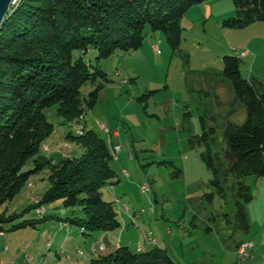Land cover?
I'll use <instances>...</instances> for the list:
<instances>
[{
    "label": "rangeland",
    "instance_id": "374dc122",
    "mask_svg": "<svg viewBox=\"0 0 264 264\" xmlns=\"http://www.w3.org/2000/svg\"><path fill=\"white\" fill-rule=\"evenodd\" d=\"M235 15L232 0H205L192 5L180 18L181 40L175 51L162 31H153L145 25L143 42L137 49L116 51L99 61L107 80L97 79L95 85H101L99 101L77 123H63L56 105L44 108L46 119L54 125L45 144L56 146L58 151L62 149L63 155L80 154L75 140L65 136L67 132L80 133L83 122H87L86 129H93L107 142L109 132L92 121L103 122L111 132L119 133L112 140L122 147L117 153L118 159L110 161L116 172L112 185L120 196L118 201L114 199L119 216L125 211L120 206L128 205L134 211L136 223L131 225L133 219H128L130 229H143L154 238L160 236L177 264H264V176L245 177L252 199L245 205L248 228L244 240L255 244V253L253 249V257L240 262L229 239L235 223L233 178L229 177L226 196L222 198L210 183L213 174L200 156L210 149L219 170L226 168L224 128L227 121L239 124L246 117L243 103L235 98L230 82L221 74L223 56H239L242 76L264 84V20L242 27L224 24V20ZM154 44L158 45V52ZM242 51L247 54L240 56ZM95 58L94 50L88 51L85 57L93 63ZM95 85L85 84L82 94L86 95ZM210 127L214 132L208 133L207 141L189 142L190 135H201ZM31 166L29 162L27 167ZM121 169L128 171V175ZM30 180L36 185L33 192L42 194V187L47 183L46 170L31 175ZM142 185L148 186L144 192ZM107 186L101 192L110 201L108 191L112 189ZM24 193L21 190L5 204L7 213H20L32 203L29 194ZM44 207L47 214H59L58 210L62 209L64 216H83L80 206L66 207L62 200L47 202ZM34 215V209L24 211L17 221ZM193 219L194 227L190 225ZM120 220L123 221L121 216ZM57 224L51 219L36 228L8 230V244L14 254L19 253V264L57 263L54 251L58 244H54ZM207 226L212 232L205 233ZM48 237L52 238L50 244ZM84 244L78 243L74 249L80 246L87 253ZM128 247L132 249V245ZM23 248L35 258L26 261L27 253L21 252ZM58 251L62 259L70 256L63 247Z\"/></svg>",
    "mask_w": 264,
    "mask_h": 264
},
{
    "label": "trees",
    "instance_id": "16d2710c",
    "mask_svg": "<svg viewBox=\"0 0 264 264\" xmlns=\"http://www.w3.org/2000/svg\"><path fill=\"white\" fill-rule=\"evenodd\" d=\"M204 1L19 0L9 8L0 25V231L46 220L49 215L17 221L22 212L54 200H62L66 207H81L83 216H67L64 220L85 233L121 227L115 202L105 200L101 192L102 187L112 186L116 176L106 140L82 124L80 133L67 132L65 136L75 140L80 154L48 155L45 140L54 125L46 119L44 108L56 105L63 123H77L99 101L101 85H95L97 79L107 80L99 65L101 59L116 51L137 49L143 42L145 25L162 31L175 51L181 40L180 18L189 7ZM232 1L236 15L224 20L225 25L242 27L264 20V0ZM90 50L96 53L95 63L85 59ZM241 61L236 55L223 56L221 74L246 110L243 122L227 121L224 128L227 166L220 171L210 149L200 156L213 174L210 183L222 198L229 177L233 178L234 218L240 229L247 230L245 205L252 194L245 177L264 176V84L243 77ZM87 83L95 86L83 95L81 88ZM213 132L210 127L201 135H190L188 140L192 144L197 139L207 141L208 133ZM29 162L32 166L28 168ZM43 170L48 186L38 203L32 202L20 213H7L5 204L22 190L31 175ZM90 263L177 264L166 248L134 251L127 245L98 254Z\"/></svg>",
    "mask_w": 264,
    "mask_h": 264
},
{
    "label": "crops",
    "instance_id": "0c3cea01",
    "mask_svg": "<svg viewBox=\"0 0 264 264\" xmlns=\"http://www.w3.org/2000/svg\"><path fill=\"white\" fill-rule=\"evenodd\" d=\"M92 122L94 123V125H98V123H96L94 121H92ZM86 124H87V122H83L84 126H86ZM87 129H90V128H87ZM109 134L111 135L109 138V141H108L109 143L107 141L106 142L109 145V147L111 148L113 145L117 144L116 141L112 140V137L113 136H119V133L116 130H114L112 132L109 130ZM45 148H46V152H50V154L60 152L61 155H63V152H65L61 148H60L61 149L60 151L56 150V146L50 145L48 143L45 144ZM122 170H124V169H121V171ZM124 175H126V174H124ZM42 179H43L42 183H44L45 177H43ZM35 186H36L35 183L33 181L29 180V182L25 185V190L22 189V192H25L24 193L25 196L27 194H29L28 196H29L30 202L34 196H40L41 195V194H38L37 191L33 192V188H35ZM47 186H48V183H46L42 187V191H44ZM109 188L112 189L111 191H108V193L111 197L110 201H115L114 199H116V201H118L120 196L118 194L116 186L112 185ZM26 192H27V194H26ZM126 206H127V208H123L121 206L119 208L121 211L122 210H125V211H123L120 215L123 221L121 222V227L117 229L118 230L117 233L115 232L116 230L115 231L114 230H110V231H99L98 230L96 232L93 231L90 234L85 233V232L81 231V229L78 225L71 224L68 221L64 220V217H67V216L63 215L65 211L62 209L58 210L59 214H47V208L42 206L44 208V213L42 215H40L36 212V209H34V212L36 215H34L30 218H40L43 215H49V217L46 220L54 219L58 222V224L56 225V228H57L56 233L54 234V236H55L54 244L58 243L54 249L55 254L57 255V258H58V261L55 264H91L90 263L91 259L94 257H97L98 254L111 253L120 245H127V246L132 245V250H134V251L149 250L153 246H159L162 248H166L165 246H163V245H165V240L162 239L160 236H155V238L152 237L154 242L151 243V242H149V237H148V236H152L150 233H147L146 231H144L143 229H140V228H139V230L138 229L137 230L136 229L135 230L130 229V225L128 224L127 220L133 219L135 214H134V211L133 212L130 211V208L128 205H126ZM142 211L144 212L143 209H142ZM72 215L73 214H71V216ZM74 216H75V214H74ZM120 216H119V218H120ZM46 220H44V221H46ZM44 221H41V222L37 223L35 226H31V227L36 228L38 225L41 226V224ZM134 224L136 225V223L134 222V219H133L131 221V225H134ZM190 225H192V227L195 226V219L192 220ZM28 226H30V225H28ZM25 227H27V226H25ZM22 228H24V227H22ZM204 230H205V233L212 232V228L210 226L205 227ZM124 231H126V233ZM236 232H244V233L238 234ZM166 233L168 234V232H166ZM234 233H236V235ZM234 233L232 234V236H229V239L231 241L230 246L233 249V253L237 256L236 246L240 241L245 239V237H246L245 233H247V232H246V230L240 229L238 227L236 220L234 223ZM188 238H190V237L189 236L187 238L183 237V240L188 239ZM8 240H9V231L6 229H3L2 231H0V264H19V262H18L19 261V253L16 252V254H14V251L12 252V249L8 244ZM51 241H52V238L48 237L47 243L50 244ZM99 241H103L105 243V250L103 252H98V253L92 252L91 248L93 245H91V244L97 243ZM219 241H220L219 243H222L223 239L222 240L220 239ZM78 243H80V244L85 243L84 246H86V248H87V253L83 252V255L79 254V252H81L80 246H78L76 249H74V245H77ZM54 244L52 243L51 246H53ZM65 244H68V246L67 245L65 246ZM138 245H140V249H138ZM62 247L65 251H67V253L70 256H67V257L64 256L62 259V256L60 255V253L58 251L60 248L62 249ZM26 249H28V248H26ZM13 250H14V248H13ZM24 251H25V253H27L24 256V259L26 261H31L32 259L35 258V256L32 255V253L29 254L28 250H24V248H23V250H21V252L24 253ZM37 251L38 252L41 251V245L38 246ZM254 253H255V249H254Z\"/></svg>",
    "mask_w": 264,
    "mask_h": 264
},
{
    "label": "built area",
    "instance_id": "2783aa9c",
    "mask_svg": "<svg viewBox=\"0 0 264 264\" xmlns=\"http://www.w3.org/2000/svg\"><path fill=\"white\" fill-rule=\"evenodd\" d=\"M153 48L156 52L159 51L158 45L154 44ZM240 55L244 56L246 55V51H242L239 53ZM99 127L104 130L105 132H109V129L107 127V125L103 122H98ZM122 144L121 143H117L115 145H113L110 149V153L112 156V159H116L117 158V153L121 150ZM65 156H70L69 154H64ZM123 174H128V171L126 170H122ZM146 189H148L147 185H142L141 186V190L144 192ZM40 199V196H34L32 199L33 203H38ZM123 208H127V206L124 204ZM36 212L40 215H42L44 213V208L42 206H39L36 208ZM149 237V242L153 243L152 241V236H148ZM93 245L94 251L95 252H103L105 250V243L103 241H99L97 243H93L91 244ZM253 249H254V243L251 240H242L240 241L237 246H236V252H237V258L238 261L242 262V261H247L250 258L253 257ZM82 253L84 251L80 250Z\"/></svg>",
    "mask_w": 264,
    "mask_h": 264
},
{
    "label": "water",
    "instance_id": "95a60500",
    "mask_svg": "<svg viewBox=\"0 0 264 264\" xmlns=\"http://www.w3.org/2000/svg\"><path fill=\"white\" fill-rule=\"evenodd\" d=\"M11 0H0V25L4 21L6 14L8 13Z\"/></svg>",
    "mask_w": 264,
    "mask_h": 264
},
{
    "label": "bare ground",
    "instance_id": "6f19581e",
    "mask_svg": "<svg viewBox=\"0 0 264 264\" xmlns=\"http://www.w3.org/2000/svg\"><path fill=\"white\" fill-rule=\"evenodd\" d=\"M18 1H19V0H11V2H10V7H12V6H14L15 4H17ZM10 7H9V8H10ZM8 11H9V10H8ZM240 56H242V55H240ZM152 241L154 242L153 239H152ZM138 249H140V245H138ZM91 250H92V252H95L93 246H92ZM79 254L83 255L82 252H79Z\"/></svg>",
    "mask_w": 264,
    "mask_h": 264
}]
</instances>
